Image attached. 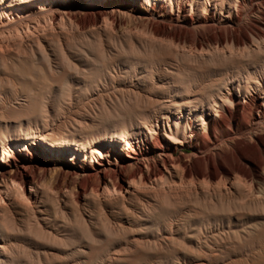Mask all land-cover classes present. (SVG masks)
Wrapping results in <instances>:
<instances>
[{"label": "rangeland", "instance_id": "obj_1", "mask_svg": "<svg viewBox=\"0 0 264 264\" xmlns=\"http://www.w3.org/2000/svg\"><path fill=\"white\" fill-rule=\"evenodd\" d=\"M230 1L198 0L190 9L187 0H52V7L49 0H5L7 11L27 7L0 16V264H264V147L255 161L238 158L252 171L243 182L223 155L214 158L223 164L219 176L183 172L199 162V141L190 136L202 133L198 117L220 103L226 86H236L244 107L252 104L250 91L264 97V0ZM98 11L116 21L81 23ZM205 18H214L213 33L222 26L238 33L258 26L262 33L244 46L222 44L221 55L188 54L186 43L148 28L179 24L199 35L207 27L196 21ZM245 131L233 126L236 144L251 147L244 144L249 134L264 136L262 128L239 136ZM156 136L165 142L155 149ZM170 146L180 162L145 186L131 182L113 193L107 178L97 192L79 189V179L114 168L120 155L144 167L146 152L158 160ZM44 158L49 166L35 169L40 177L25 191L3 172L17 165L30 174Z\"/></svg>", "mask_w": 264, "mask_h": 264}, {"label": "bare ground", "instance_id": "obj_2", "mask_svg": "<svg viewBox=\"0 0 264 264\" xmlns=\"http://www.w3.org/2000/svg\"><path fill=\"white\" fill-rule=\"evenodd\" d=\"M10 1V0H9ZM45 0H43L44 2ZM49 7H52L56 5L55 2H52V0H49ZM54 1V0H53ZM57 1V0H56ZM64 1V0H63ZM75 1V0H74ZM198 0H187L186 6L190 9L193 8L194 3ZM230 1V0H229ZM234 1V0H233ZM254 0H252L253 2ZM15 2V1H14ZM31 2V1H30ZM77 2V1H76ZM106 3V0H104ZM118 2V1H117ZM208 2V1H206ZM231 2V1H230ZM251 2V3H252ZM21 3V1L19 2ZM83 3V1H82ZM94 3V2H93ZM99 3V2H98ZM165 3V2H163ZM174 3V2H173ZM218 3V2H217ZM247 3V2H246ZM256 3V2H255ZM261 3L264 4V1ZM9 3H6L5 0H0V16L4 15L10 16L11 15H18L19 12H22L24 8L27 6H17L16 8H9L10 10L7 11V8L9 7ZM81 4V3H80ZM107 4V3H106ZM30 5V4H29ZM39 7H41V3H38ZM58 5V4H57ZM74 5V4H73ZM91 5V4H90ZM101 5V4H100ZM109 6H116L117 4L115 2H108ZM72 6V5H71ZM93 6V5H92ZM99 6V5H98ZM118 6V5H117ZM122 6V5H121ZM135 6V5H134ZM137 6V5H136ZM62 7V6H61ZM70 7V6H69ZM73 7V6H72ZM82 7V6H81ZM87 7V6H86ZM124 7V6H123ZM181 7V6H180ZM254 7V6H253ZM252 7V8H253ZM31 8V7H30ZM80 8V6H79ZM89 8V7H88ZM159 12L164 9V4L159 5ZM182 8V7H181ZM60 9V8H59ZM70 9V8H69ZM93 9V8H92ZM96 9V8H95ZM183 9V8H182ZM212 9V8H211ZM38 10V9H37ZM62 10V9H61ZM66 10V9H65ZM135 10V9H134ZM257 10V9H255ZM41 11V10H40ZM164 11V10H163ZM213 11V10H212ZM99 12V11H98ZM138 12V11H137ZM222 11L219 12V15H221ZM235 13V12H234ZM253 13V12H252ZM156 14V13H155ZM214 14V13H213ZM248 14V13H247ZM251 14V13H250ZM218 15V14H217ZM67 16V15H66ZM78 16V15H77ZM158 16V15H157ZM215 16V15H214ZM224 16V15H223ZM243 12H237L236 17L238 21L242 20ZM12 17V16H10ZM16 17V16H15ZM19 17V16H18ZM17 17V18H18ZM42 17V16H41ZM57 16L55 14H51V23L55 20ZM59 17V16H58ZM79 17V16H78ZM101 17H105L108 21L111 23H114L116 21L114 15L107 14L105 12H99L95 14L94 16H88L84 19L82 18L81 23L82 24H97ZM143 17V16H142ZM148 17V16H147ZM6 18V17H5ZM4 18V19H5ZM13 18V17H12ZM22 18V17H21ZM70 18V17H69ZM72 18V17H71ZM168 18V17H167ZM183 18V17H182ZM230 18V17H229ZM2 19V18H1ZM16 19V18H15ZM58 19V18H57ZM76 19V18H75ZM102 19V18H101ZM156 19V18H154ZM7 20V18L5 19ZM9 20V19H8ZM11 20V19H10ZM103 20V19H102ZM153 20V19H152ZM2 21V20H1ZM78 21V20H77ZM76 21V22H77ZM233 21V20H232ZM231 21V22H232ZM264 21V19H263ZM57 22V21H56ZM67 22V21H66ZM65 22V23H66ZM71 22V21H70ZM75 22V20H74ZM80 22V21H79ZM78 22V23H79ZM102 22V21H101ZM184 22V21H183ZM197 23L204 25L207 27V32L200 33L199 35L192 32L190 28L184 25L179 24H162L159 26H155L154 23L150 25L153 32V34H162L166 37L172 39L173 41H181L186 43L187 52L188 54H196V53H202L203 50H206L207 52H215L221 55L223 50L221 51V46L224 43L232 42L236 44L237 46H244L251 38L259 37L262 33L261 27H256L254 29L250 30H241L240 33L229 31L227 27L222 26L223 30H221L218 33L211 32V28L214 27V18H205L203 20L196 21ZM124 23V22H123ZM228 23V22H227ZM48 24V23H47ZM67 24V23H66ZM71 24L72 23H68ZM88 24V25H89ZM118 24V23H117ZM188 24V23H187ZM194 24V19L190 17V25ZM241 24V23H240ZM98 25V24H97ZM111 25V24H110ZM109 25V26H110ZM149 25V24H148ZM74 26V25H73ZM90 26V25H89ZM92 26V25H91ZM101 26H103L101 24ZM86 27V25H85ZM221 27V26H219ZM19 28V27H18ZM34 28V27H33ZM57 28V27H56ZM96 28V27H95ZM3 29V28H2ZM21 29V28H20ZM41 29V28H40ZM89 29V28H88ZM111 29V28H110ZM114 29V28H113ZM118 29V28H117ZM248 29V28H247ZM78 30V28L76 29ZM80 30V29H79ZM99 30V28H98ZM16 31V30H15ZM39 31V30H38ZM86 31V30H85ZM113 31V30H112ZM55 32V31H53ZM57 32V31H56ZM16 33V32H15ZM19 33V32H18ZM133 33V32H130ZM96 34V33H95ZM152 34V35H153ZM155 34V35H156ZM28 35V34H27ZM156 35V37H157ZM26 36V35H25ZM35 36V35H34ZM154 36V35H153ZM23 37V36H22ZM146 37V36H145ZM150 37V36H149ZM160 37V36H159ZM152 38V37H150ZM154 38V37H153ZM29 39V38H28ZM156 40V39H154ZM256 41V40H255ZM263 42V41H262ZM8 43V42H7ZM6 43V44H7ZM13 43V42H11ZM10 43V44H11ZM257 43V42H256ZM4 44V43H3ZM5 44V45H6ZM9 44V43H8ZM21 44V43H20ZM157 44V43H156ZM259 44V43H258ZM264 45V44H263ZM261 45V46H263ZM254 46V45H253ZM258 46V45H257ZM256 46V47H257ZM177 47V46H176ZM175 47V48H176ZM212 47V48H210ZM255 47V46H254ZM244 47H240L241 50H243ZM183 49H185L183 47ZM237 49V48H236ZM249 49V48H248ZM258 49V47H257ZM6 50V49H4ZM8 51L10 50L7 49ZM13 50V49H12ZM21 50V49H20ZM178 50V49H177ZM250 50V49H249ZM145 51V50H144ZM233 50H230L231 52ZM247 51V50H246ZM255 51V50H252ZM258 51V50H257ZM3 52V51H2ZM24 52V51H23ZM126 52V51H125ZM128 52V51H127ZM172 52V51H171ZM226 52V51H225ZM228 52V51H227ZM249 52V51H248ZM246 52V53H248ZM251 52V51H250ZM7 53V52H6ZM20 53V52H19ZM133 53V51H132ZM243 53V52H238ZM245 53V51H244ZM254 54V52H252ZM256 53V51H255ZM24 54V53H23ZM128 54V53H127ZM236 54V53H233ZM257 54V53H256ZM200 55V54H199ZM223 55V54H222ZM245 55V54H243ZM135 56V55H134ZM143 56V55H142ZM141 56V57H142ZM148 56V54H147ZM158 56V55H157ZM240 56V55H239ZM253 56V55H252ZM132 57V56H131ZM160 57V56H159ZM216 57V56H215ZM232 57V56H231ZM229 57V58H231ZM237 57V56H236ZM248 57V56H247ZM138 58V57H137ZM143 58V57H142ZM180 58V57H179ZM183 58V57H182ZM181 58V59H182ZM188 58V57H187ZM200 58V57H199ZM204 58V57H202ZM235 58V57H233ZM246 58V56H245ZM156 60V58H154ZM161 59V58H160ZM206 59V58H205ZM222 59V58H221ZM237 59V58H236ZM143 60V59H142ZM141 60V61H142ZM158 60V59H157ZM218 60V59H216ZM231 60H234L231 58ZM222 61V60H221ZM228 61V60H227ZM198 62V61H197ZM214 62V61H213ZM224 62V61H223ZM217 63H219L217 61ZM215 64V63H214ZM198 65V64H197ZM201 67V65H200ZM198 68V67H196ZM203 68V67H201ZM200 70V69H199ZM195 76V75H194ZM212 76V75H211ZM249 77L248 75H246ZM249 79V78H248ZM210 80V79H208ZM221 80V79H220ZM222 81V80H221ZM43 82V81H42ZM220 82V81H219ZM55 83V82H54ZM210 85V84H208ZM220 85V83H219ZM219 88V87H218ZM235 85H228L225 87L224 95L222 100L219 102H214L208 107V112H205L202 110V113L200 117H198V121H200L199 130L202 132L199 134L198 132H194L193 134H189L190 136H195L196 140L199 141V146H197L199 152L196 153V156L199 157V162H196L194 167L184 166V174L189 175L193 172H196L197 175L202 177H205L207 179H211L215 176H219L222 173L223 164H216L214 162V158L216 156L221 157L222 155L227 157L228 159L232 160L231 170L233 172H236L240 174L241 176L234 177V180L236 182H243L245 181V178L252 175V171L247 169L244 165L239 163V159H248L251 158L254 161L261 157L263 151L262 147H264V136L256 135L255 137L249 134L245 139L246 142L244 144H250L249 142H253L251 147H248L246 145H239L236 144L238 142V139L241 137H237L233 135L232 128L233 126H238L239 124L243 126V129H245V132H241L239 136L241 135H247L251 131L255 129H264V97L260 95V92L258 91H250L249 93V100H252V104L249 107H244V102L240 101L236 95H235ZM243 100V99H242ZM226 102V104H225ZM44 104V103H43ZM130 104V102H129ZM44 106V105H43ZM129 107V106H128ZM200 110V109H199ZM25 111V110H24ZM177 116V115H176ZM195 116V115H194ZM193 116V117H194ZM167 121V120H166ZM169 121V120H168ZM172 121V120H171ZM178 121V120H177ZM175 122V125L178 124V122ZM155 122V121H154ZM164 122V121H163ZM194 120L192 117H186L185 118V126H193ZM148 126V125H147ZM165 126V125H164ZM168 129H170L169 124L167 125ZM125 127V126H124ZM236 129V128H235ZM158 131V130H157ZM150 132V131H148ZM165 136L170 139V136L168 134H165ZM91 138V137H90ZM100 138V137H99ZM243 138V137H242ZM149 139V138H148ZM65 140V139H64ZM171 143H177V141L170 139ZM257 142L255 144L254 142ZM11 142V141H10ZM16 142V141H15ZM22 142V140H21ZM29 142V141H28ZM70 142V141H69ZM165 142L161 136H156L154 140V148L156 149L157 146L162 145ZM190 142V141H189ZM14 143V142H12ZM17 143V142H16ZM25 143V142H23ZM87 143V142H85ZM186 143V142H185ZM88 144V143H87ZM118 144V143H117ZM188 144V143H187ZM5 145V144H4ZM45 145V144H44ZM75 145V144H74ZM97 145V144H96ZM7 146V145H6ZM21 146V144H20ZM121 146V145H120ZM179 146V145H178ZM47 147V145H46ZM84 147V146H83ZM130 147V146H129ZM3 148V147H2ZM16 148V147H15ZM35 148V147H34ZM38 148V147H37ZM194 148V147H193ZM139 149V148H138ZM151 149V148H150ZM171 150H168L165 154L162 153L160 158L158 160H151L149 159L150 154L149 152H146L144 154V167L139 162L136 164L133 163L132 160L126 158L125 156H118L119 164L115 166L112 169L109 168H97V170L90 175V177L86 179H79L78 186L79 189L83 192L87 190H91L93 192H97L101 185L106 182L107 178L110 179L112 182V191L113 193H123L132 183H140L142 185L149 184L151 181L157 179L158 177L162 176L169 168L174 167L177 165L180 160L174 158L172 156V151H175L176 148H173L170 146ZM115 150V149H114ZM140 150V149H139ZM143 150V148H142ZM194 150V149H193ZM222 150V152H221ZM78 151V150H77ZM147 151V150H146ZM156 151V150H154ZM204 151H208L210 153L209 157H201L200 154ZM42 152V151H41ZM83 152V151H82ZM81 152V153H82ZM140 152V151H139ZM160 152V151H159ZM31 153V152H30ZM35 153V152H33ZM47 153V152H46ZM62 153V152H61ZM111 153V152H110ZM115 153V152H114ZM128 153V152H127ZM37 154V153H36ZM40 154V153H39ZM89 154V153H88ZM118 154V153H117ZM131 154V153H130ZM142 154V153H141ZM32 155V154H31ZM41 155V154H40ZM65 155V154H64ZM72 155V154H71ZM86 155V154H85ZM114 155V154H112ZM140 155V154H139ZM45 156V155H44ZM55 156V155H54ZM81 156V155H80ZM92 156V155H91ZM2 157V156H1ZM59 157V156H58ZM143 157V156H142ZM24 158V157H23ZM51 157H46V159H50ZM239 158V159H238ZM91 159V158H90ZM89 159V160H90ZM136 159V158H133ZM218 159V158H217ZM23 160V159H22ZM35 160V159H33ZM100 160V159H99ZM252 160V161H253ZM51 161V160H50ZM53 161V160H52ZM56 161V159H55ZM63 161V160H62ZM92 161V160H91ZM101 161V160H100ZM206 161V162H205ZM11 162V161H10ZM22 162V161H21ZM25 162V161H24ZM41 162H43L45 165L41 166ZM69 162V161H68ZM220 162V161H219ZM227 162V160L225 161ZM19 163V162H18ZM27 163V162H26ZM32 163V162H31ZM49 160L45 161V158L42 161L37 162L32 167V171L30 174H27V171H23L20 166L14 165L12 166V169L8 170L7 168L3 169V172L12 174L13 182L14 184H17L21 189L25 191V186L27 184H33L36 180V178H39V176L35 175V169L37 167H43V171H45L46 166H49ZM76 163V162H75ZM97 163V162H96ZM187 163V162H186ZM229 163V162H228ZM2 164V163H1ZM10 164V163H9ZM52 164V163H51ZM63 164V163H62ZM68 164V163H67ZM94 164V163H93ZM134 164V166H133ZM257 164V163H256ZM3 165V164H2ZM25 165V164H24ZM53 165V164H52ZM106 165V164H105ZM192 165V164H191ZM133 166L132 169H128V167ZM78 167V166H77ZM99 167V166H98ZM260 170L262 171V174L264 176V161L259 163ZM58 168V167H57ZM73 168V167H72ZM85 168V167H83ZM38 169V168H37ZM77 169V168H76ZM86 170V169H85ZM174 170V169H172ZM180 170V169H179ZM183 170V169H182ZM37 171V170H36ZM81 171V170H80ZM87 171V170H86ZM38 173L40 171H37ZM42 172V171H41ZM40 172V174H41ZM37 173V174H38ZM53 173L55 174L54 170ZM63 173V172H62ZM70 174H79L78 171L72 170L69 172ZM52 174V173H51ZM6 175V174H5ZM4 175V176H5ZM9 175V174H8ZM61 175V173H60ZM59 175V176H60ZM185 175V177H187ZM229 175V174H228ZM3 176V177H4ZM75 176V175H74ZM233 176V175H232ZM2 177V178H3ZM11 177V176H10ZM65 177H67L65 175ZM69 177V176H68ZM190 177V176H189ZM230 177V176H229ZM77 178V177H76ZM217 178V177H216ZM214 178V180L216 179ZM45 179V177H44ZM187 179V178H186ZM202 179V178H201ZM72 180H74L72 178ZM160 180V179H159ZM233 180V179H232ZM75 181V180H74ZM217 181V180H215ZM12 182V181H11ZM60 182V181H59ZM68 182V181H67ZM163 182V181H162ZM191 182V181H190ZM194 182V181H193ZM197 182V181H196ZM230 182V181H229ZM72 183V182H71ZM77 183V182H76ZM213 183V182H212ZM173 184V183H172ZM193 184V183H192ZM226 183H223L225 185ZM16 185V186H17ZM65 185V184H64ZM68 185V184H67ZM104 185V184H103ZM183 185V184H182ZM196 185V184H195ZM211 185V184H210ZM245 185V184H244ZM13 187V186H12ZM15 187V186H14ZM64 187V186H63ZM17 188V187H16ZM25 188V189H24ZM133 188H135L133 186ZM138 188V187H137ZM193 188V187H192ZM227 189V188H226ZM132 190V189H131ZM198 190V189H197ZM102 191V190H100ZM107 190V194H108ZM141 191V190H140ZM139 192V191H138ZM20 193V192H19ZM23 193V192H21ZM264 193V192H263ZM262 193V194H263ZM24 194V193H23ZM79 194V192H78ZM81 194V193H80ZM110 194V193H109ZM182 194V193H181ZM251 194V193H250ZM261 194V193H260ZM256 195V193H255ZM254 197V196H253ZM259 197V196H258ZM20 198H22L20 196ZM24 198V197H23ZM33 198V197H32ZM78 198V197H77ZM261 198V197H259ZM2 195H0V200H2ZM103 199V198H102ZM258 200V199H257ZM26 201V200H25ZM32 201V200H31ZM29 202V201H28ZM1 252V251H0ZM2 259V258H1Z\"/></svg>", "mask_w": 264, "mask_h": 264}]
</instances>
